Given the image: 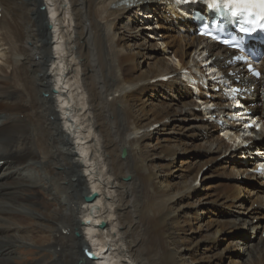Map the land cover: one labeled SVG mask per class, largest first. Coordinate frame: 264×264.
<instances>
[{
	"label": "bare ground",
	"instance_id": "1",
	"mask_svg": "<svg viewBox=\"0 0 264 264\" xmlns=\"http://www.w3.org/2000/svg\"><path fill=\"white\" fill-rule=\"evenodd\" d=\"M147 4L0 0V264H27L18 260L27 254L22 251L27 242L51 244L52 258L25 255L39 260L30 264H96L84 255L96 248L108 251L102 264H187L185 247H194L188 253L194 259L203 248L185 236L187 230L212 233L208 238L216 247L227 232L233 237L241 229L251 235L233 237L225 252L238 255L229 264H244L242 258L264 264L263 237L249 244L255 233L264 235V184L249 175L256 167L247 172L239 165L241 141L229 136L242 129L229 125L223 131L210 121L231 111L196 112L180 74L189 63L198 69L187 60L188 50H208L212 56L223 50L193 37L185 14L161 0ZM123 18L127 27L120 24ZM133 25L139 28L132 39L128 27ZM143 29L151 33L139 37ZM156 38L165 42L167 49H158L164 57L153 56L154 66L140 70L142 51ZM173 54L176 66L168 60ZM168 75L173 78L156 81ZM60 81L64 107L53 94ZM249 83L257 93L248 104L258 105L249 109L264 115V63L263 78L242 80ZM144 90L150 97L137 94ZM213 98L204 105L223 101L219 94ZM186 120L193 123L185 125ZM155 125L161 133L149 132ZM258 137L264 140V131ZM223 155L233 162L219 164ZM225 178L232 180L223 183ZM93 195L95 200L86 203ZM234 208L247 212L250 222L231 220L240 214ZM41 217L46 221L39 224ZM255 219L260 223L251 224Z\"/></svg>",
	"mask_w": 264,
	"mask_h": 264
},
{
	"label": "rangeland",
	"instance_id": "2",
	"mask_svg": "<svg viewBox=\"0 0 264 264\" xmlns=\"http://www.w3.org/2000/svg\"><path fill=\"white\" fill-rule=\"evenodd\" d=\"M126 19H122L121 20V25H123V26H125V27H127L128 25H129V21L128 20H126ZM128 21V22H127ZM128 28H130L132 31H130V33H129V35H131V37H132V39L135 37V36H138V35H136L137 33H136V31H137V28H139V27H135V25H133V26H129ZM147 30H149V29H147ZM146 31V29L144 30H141V33L139 34V37L143 34V36H148V34H150L151 32H147ZM161 38H156V42H155V40L152 42V43H149L150 45H149V47H148V50L147 51H145V49H143V53H145V59L143 60V61H139V62H141L140 63V70H143V71H145V72H148L153 66H154V64H155V61L153 60V56H157V57H159V58H161V57H164L163 56V54H164V51L163 50H158V49H163L164 48V41L163 40H160ZM188 40H189V42H191L192 41V39L191 38H188ZM155 43H158L159 45H157V44H155ZM129 44H133V43H131V42H127V45H129ZM158 46V47H157ZM167 48H166V46H165V48H164V50H166ZM189 49V48H188ZM188 49H186V51L188 50ZM0 51H1V49H0ZM188 52V54H190L189 55V58L192 56V50H188L187 51ZM1 53V52H0ZM2 57H1V55H0V65H2ZM168 60L171 62V64L172 65H177L178 64V59L177 58H175L174 57V54L173 55H171L169 58H168ZM189 60V59H188ZM151 64L153 65V66H151ZM138 95H141V94H144V95H146V96H149L150 94H151V91L150 90H144L143 92H141V93H137ZM150 97V96H149ZM155 99H158V98H155ZM193 123V121L191 120V121H189V120H186V124L185 125H190V124H192ZM173 124V122L172 121H166L165 122V125H172ZM162 127H159L158 126V128L156 129V130H154V131H160V133H161V131H162V129H161ZM151 133V132H150ZM162 136H166V133L165 134H161ZM191 142H194V139L192 138L191 139ZM242 152H240V153H238L237 154V159H240V158H242V154H241ZM218 155H220V153H216L215 154V156L217 157ZM207 157H209V154H207L206 155ZM225 155H223V156H221L218 160H219V164L220 163H223V162H227V161H229L231 158L229 157V158H222V157H224ZM231 161L233 162V159H231ZM218 164V165H219ZM215 166V164L214 165H209V166H207V168L208 169H212L213 167ZM209 170V171H210ZM1 172V171H0ZM207 172H208V170H207ZM206 172V173H207ZM193 175L189 178V182H191V180L193 179ZM127 179V180H126ZM130 178H129V176L128 177H126L125 179H124V181L125 182H127L128 180H129ZM232 180V178H225V179H223L222 181H223V183H228V181L227 180ZM219 180L217 179V178H212V180H211V182L213 183V182H218ZM237 181H239V180H237ZM176 182V181H175ZM240 182V181H239ZM172 183H174V181L172 182ZM240 183H242L243 184V182H240ZM202 184H203V182H202ZM204 185V184H203ZM193 202V204L192 205H194V204H196V201H192ZM256 205V204H255ZM254 205V206H255ZM247 207H250L251 206V202H248L247 203V205H246ZM257 206V205H256ZM256 206H255V208H256ZM220 210H222L223 212H225V213H231V210H229V209H224V208H221V207H218ZM53 210V209H52ZM235 210V211H234ZM38 213H41V212H44L43 210H41V209H37L36 210ZM48 211V210H47ZM233 212H235L236 214L237 213H240V214H238L239 216L237 217L235 214H233L232 216H230V219L231 220H233V221H237V223H238V225H240L241 224V222L239 221V220H244V221H247V222H250V217L248 216V213L247 212H243V210H237V208H234L233 209ZM46 213V212H45ZM44 215V214H43ZM246 215V216H245ZM41 219H42V222H39V224H42V223H45V222H43V221H46V219L44 218V217H41ZM249 220V221H248ZM257 223H260V220H253V221H251V224H253V225H256ZM198 226H203V224H198L197 225V227ZM79 234V233H78ZM212 235V233H205V231H204V233H202V234H200V232L198 231V232H196V233H191L190 231H188L187 230V232H186V235L185 236H187V237H193L192 238V242H194V243H199V245L201 246V247H203V248H201L200 249V252H199V256H197V258H191V256H189L188 255V253H190L192 250H193V246H191V247H185V248H187V250L183 253L184 255H186V259H187V264H207V263H212V262H214V261H216V260H220V261H222L223 260V258H226V260H224V261H222L220 264H229V262H235L236 261V257H237V255L238 254H236L237 252H234L233 250H231V251H227V252H225L226 251V249H227V247L228 246H230L232 243H233V237H238V238H240L241 236H243V237H247L248 235H251L250 234V232L248 231V230H246V229H241L239 232H235V234L233 235V237L227 232L226 234H225V236H224V238H223V240L216 246V247H211L212 246V241L208 238V237H210ZM257 234L255 233V236H256ZM28 236H30V238L31 237H40L41 235H36V236H31V234L30 235H28ZM254 236V237H255ZM262 234L261 233H259L258 234V236L257 237H252V239H250L249 240V244H251V245H253V241H256V242H258L261 238H262ZM264 238V237H263ZM50 243V242H49ZM49 243H46V244H38V245H34V244H32V246H30V245H28V242H27V244L25 245V249H23L22 251H27V254H23V256L24 257H21L20 259H18L19 261H22V262H24V263H27V264H30V263H35V262H39V260H37L36 258H34V257H26L25 255H35V254H37L38 253V257L41 259L42 257H48V259L49 258H52V253H51V251L50 250H48L49 248H50V246H51V244H49ZM42 246V248H38V247H41ZM45 246H47V247H45ZM40 249H43L42 251L40 250ZM46 249V250H45ZM36 252H34V251ZM30 251V252H29ZM258 251V247H256V249L254 250V254H253V256H256V254L258 253L257 252ZM28 252H29V254H28ZM221 252H223V254H221V256L223 257V258H218V257H220L219 256V254L221 253ZM48 255V256H47ZM200 257H202L203 259L205 258V259H213V260H209V261H204V262H202V261H199V258ZM32 258V259H31ZM243 259V263L244 264H247L248 262H249V260L248 259H246V258H242ZM30 261V262H29ZM33 261V262H32ZM246 262V263H245ZM82 263V262H81Z\"/></svg>",
	"mask_w": 264,
	"mask_h": 264
},
{
	"label": "snow or ice",
	"instance_id": "3",
	"mask_svg": "<svg viewBox=\"0 0 264 264\" xmlns=\"http://www.w3.org/2000/svg\"><path fill=\"white\" fill-rule=\"evenodd\" d=\"M228 3L236 5L242 11L251 12L253 9H258L259 15L264 19V0H228ZM232 14L235 15L236 13L233 12Z\"/></svg>",
	"mask_w": 264,
	"mask_h": 264
},
{
	"label": "water",
	"instance_id": "4",
	"mask_svg": "<svg viewBox=\"0 0 264 264\" xmlns=\"http://www.w3.org/2000/svg\"><path fill=\"white\" fill-rule=\"evenodd\" d=\"M124 154H125V152L123 151L122 156H124ZM91 199H92V198H88L86 201L89 202V201H91ZM101 227H103V225H102ZM84 253H85V255H86V257H87L88 259H90V260H93V259H94L93 254H91V253H89V252H87V251H84Z\"/></svg>",
	"mask_w": 264,
	"mask_h": 264
}]
</instances>
